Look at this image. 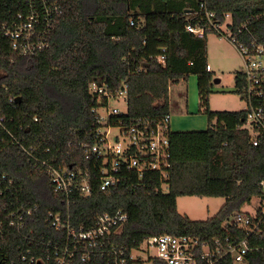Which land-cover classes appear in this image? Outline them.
I'll return each instance as SVG.
<instances>
[{"label": "trees", "instance_id": "16d2710c", "mask_svg": "<svg viewBox=\"0 0 264 264\" xmlns=\"http://www.w3.org/2000/svg\"><path fill=\"white\" fill-rule=\"evenodd\" d=\"M55 1L61 13L50 48L28 59L13 53L8 45L0 57V87H8L0 88L2 115L27 149L49 163L81 166L97 174L95 161L85 158L82 147L95 143L97 102L89 91L93 84L113 92L129 84L126 122H159L170 114V85L196 75L201 111L209 120L207 130L170 132L172 160L166 190L155 172L139 178L136 172L126 171L121 185L109 191H101L94 181L92 195L76 196V204L71 205L74 226H88L98 214L122 210L128 221L112 242L126 247L128 253L149 237L163 234L189 235L201 241L248 239L255 248L245 264H264V231L249 234L227 225L236 213L245 212L253 198L264 202V132L255 146L254 134L245 128L249 108L210 110L215 78L209 69L207 36L198 38L185 28L199 18L201 5L206 3L221 23L226 22V15L231 16L232 31L248 25L249 32L239 34L240 40L264 43V0ZM161 56L166 57L164 62ZM236 77V93L246 101L242 95L245 78L242 72ZM147 90L163 94L160 107L141 105L138 95ZM261 104L264 108V98ZM4 174L19 184L26 203L36 209L19 231L9 226L6 215L15 204L12 195L0 198L5 221L0 264H28L30 241L54 239L57 232L47 222L48 214L65 212L67 204L55 195L48 174L23 156L18 143L3 148L0 144V175ZM184 196L226 201L214 218L195 222L178 211L177 200ZM217 264H233V260L228 256Z\"/></svg>", "mask_w": 264, "mask_h": 264}, {"label": "built area", "instance_id": "2783aa9c", "mask_svg": "<svg viewBox=\"0 0 264 264\" xmlns=\"http://www.w3.org/2000/svg\"><path fill=\"white\" fill-rule=\"evenodd\" d=\"M60 13L61 7L55 0H0V57L8 45L9 50L23 58L31 59L45 53L50 48V36ZM198 17L187 23L185 28L188 33L198 38H204L212 32L223 35L225 32L222 28L227 26L230 30L229 40L245 60L242 95L248 103L247 123L254 130L253 144L257 146L260 143L258 136L264 132V108L261 104L264 98V43L253 41L246 44L240 40L239 34L249 32L248 25L232 31L231 16L226 15V22L221 23L206 3L201 5ZM165 60L166 57L161 56L160 61ZM14 61L12 56L11 63ZM0 88L8 89L6 85ZM89 91L97 102L93 109L96 115L93 133L95 143L82 144V147L85 158L95 161L97 174L81 166L56 165L38 157L34 150L27 149L17 139L3 117L0 105L2 148L18 143L23 156L32 161L35 169L48 174L55 195L65 199L67 204L65 212L48 214L47 222L57 232L56 237L38 243L30 241L28 264H142L134 253L143 250V247L154 252L149 259L156 264H217L228 256L232 258L233 264H245L247 256L255 248L248 239L201 241L189 235L163 234L149 237L128 253L126 247H118L112 242L113 237L122 233L128 221V214L122 210L98 214L91 225L74 226L71 205L76 204V196L92 195L94 181H98L101 191H109L121 185L126 171L136 172L139 178L148 172H155L159 174L166 190L165 181L169 177L172 160L170 114L159 122L145 119L128 124L126 116L129 115L131 98L129 84H124L122 89L115 92L93 84ZM138 98L141 105L155 106L147 92L139 93ZM9 101L13 103V97ZM113 103L118 105L114 107ZM102 110L106 115L100 113ZM116 130L123 140L119 135L112 140ZM261 186L264 194V182ZM23 193L14 179L6 174L0 175V198L12 195L11 199L15 201L13 208L6 214L9 226L19 231L26 227L28 218L36 209V206L26 203ZM256 209L257 214L253 216L246 212L236 213L227 225L246 229L249 234L261 235L264 231V202ZM4 224L0 211V237H3ZM26 259L23 258L24 261Z\"/></svg>", "mask_w": 264, "mask_h": 264}, {"label": "rangeland", "instance_id": "374dc122", "mask_svg": "<svg viewBox=\"0 0 264 264\" xmlns=\"http://www.w3.org/2000/svg\"><path fill=\"white\" fill-rule=\"evenodd\" d=\"M222 30L225 32L223 35L212 32L207 36L210 71L213 72V77L215 78L212 92L209 96V108L212 112L245 111L248 108V103L236 93V75L238 72H242L245 68V60L242 58L240 51L237 50L234 43L229 40V28L224 26ZM216 80H220V82L217 83ZM173 88L168 91L169 104L171 106V109L169 110L172 118V124L170 127L171 132L207 130L209 128V120L208 116L204 115L201 111V99L199 97L198 78L196 75L189 76L186 80L174 84ZM147 93L150 94L151 100H153L154 104L156 105L159 103L160 107L163 94L159 90H147ZM181 99L185 106L186 117L183 118H186V121L184 122L185 125L176 130L174 108H178L181 104ZM117 105L118 104L113 103L114 107ZM121 106L124 110L123 104H121ZM100 113L106 115L103 110L100 111ZM245 128L249 129L250 133H254L250 124L247 123ZM117 135H119V132L116 130L112 136V140ZM121 140L123 139L121 138ZM225 201V198L222 197L202 198L198 196H184L178 198L177 207L182 215L188 216L192 221H205L214 218L220 211L219 209L224 205ZM260 204L261 199L259 197L253 198L251 204L244 208L245 212L252 216L257 214L256 208ZM153 253V251H147L143 247V250L141 249V251H137L134 254L141 259L142 264H156L149 259Z\"/></svg>", "mask_w": 264, "mask_h": 264}, {"label": "crops", "instance_id": "0c3cea01", "mask_svg": "<svg viewBox=\"0 0 264 264\" xmlns=\"http://www.w3.org/2000/svg\"><path fill=\"white\" fill-rule=\"evenodd\" d=\"M209 69H210V65H209ZM172 88H173V85H171L169 89H172ZM180 103L181 104L178 106V108H174L175 117H176V130L177 128H181V126L185 125L184 122L186 121V118H183V117H186V115H185V106L183 104L184 102L182 101V99ZM170 109H171V106H170ZM171 121H172V118H171ZM171 121H170V127L172 124ZM176 132H182V131H176Z\"/></svg>", "mask_w": 264, "mask_h": 264}, {"label": "water", "instance_id": "95a60500", "mask_svg": "<svg viewBox=\"0 0 264 264\" xmlns=\"http://www.w3.org/2000/svg\"><path fill=\"white\" fill-rule=\"evenodd\" d=\"M216 82L218 83V82H220V80H216ZM157 107H159V103H157V104L155 105V108H157Z\"/></svg>", "mask_w": 264, "mask_h": 264}]
</instances>
